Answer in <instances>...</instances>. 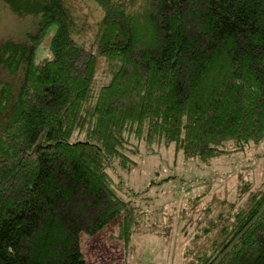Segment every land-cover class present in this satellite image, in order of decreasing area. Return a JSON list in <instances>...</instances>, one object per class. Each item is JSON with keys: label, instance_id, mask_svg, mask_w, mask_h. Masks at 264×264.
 <instances>
[{"label": "trees", "instance_id": "16d2710c", "mask_svg": "<svg viewBox=\"0 0 264 264\" xmlns=\"http://www.w3.org/2000/svg\"><path fill=\"white\" fill-rule=\"evenodd\" d=\"M0 1L35 23L0 44V264H87L82 236L121 218L128 248L142 215L108 170L142 146L209 163L264 140V0H93L92 44L70 0ZM203 216L185 264H264V188Z\"/></svg>", "mask_w": 264, "mask_h": 264}, {"label": "rangeland", "instance_id": "374dc122", "mask_svg": "<svg viewBox=\"0 0 264 264\" xmlns=\"http://www.w3.org/2000/svg\"><path fill=\"white\" fill-rule=\"evenodd\" d=\"M68 6L79 15L89 34L85 39L92 44L93 27L101 19V9L93 0H70ZM34 24L30 18L19 20L0 1V44L27 43V34L33 32ZM56 30L52 27L46 37L38 54L39 61L53 58L49 44ZM109 72L108 61L100 59L96 88L109 81ZM4 79L5 75H0V81ZM20 82L19 76L16 87ZM221 149L226 154L204 163L186 159L174 145L155 146L153 152L142 146L129 169L114 163L108 173L116 190L140 209L142 221L128 248L119 238L122 218L94 238L83 235L82 253L86 263L185 264L190 235L197 230L198 221L212 200L241 205L251 192L264 188V140L241 149L227 143ZM246 185L250 190L239 200Z\"/></svg>", "mask_w": 264, "mask_h": 264}]
</instances>
